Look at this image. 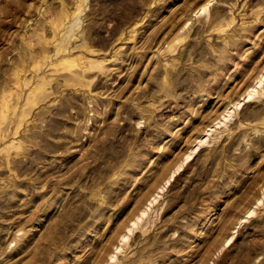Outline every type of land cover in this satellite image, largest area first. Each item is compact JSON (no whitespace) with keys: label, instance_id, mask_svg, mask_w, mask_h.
<instances>
[{"label":"rangeland","instance_id":"rangeland-1","mask_svg":"<svg viewBox=\"0 0 264 264\" xmlns=\"http://www.w3.org/2000/svg\"><path fill=\"white\" fill-rule=\"evenodd\" d=\"M0 264H264V0H0Z\"/></svg>","mask_w":264,"mask_h":264}]
</instances>
